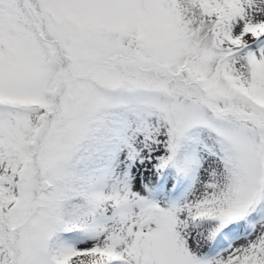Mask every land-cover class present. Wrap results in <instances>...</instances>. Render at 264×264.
Listing matches in <instances>:
<instances>
[{
    "label": "snow or ice",
    "instance_id": "1",
    "mask_svg": "<svg viewBox=\"0 0 264 264\" xmlns=\"http://www.w3.org/2000/svg\"><path fill=\"white\" fill-rule=\"evenodd\" d=\"M0 264H264V0H0Z\"/></svg>",
    "mask_w": 264,
    "mask_h": 264
}]
</instances>
